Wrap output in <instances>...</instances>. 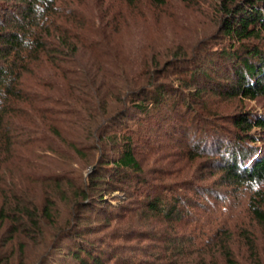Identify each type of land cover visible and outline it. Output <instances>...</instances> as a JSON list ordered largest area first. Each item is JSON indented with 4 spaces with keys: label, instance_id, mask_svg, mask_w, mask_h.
<instances>
[{
    "label": "trees",
    "instance_id": "16d2710c",
    "mask_svg": "<svg viewBox=\"0 0 264 264\" xmlns=\"http://www.w3.org/2000/svg\"><path fill=\"white\" fill-rule=\"evenodd\" d=\"M186 4L213 29L148 37ZM224 100L264 101V0H0V225L46 233L38 264H264V111ZM158 139L197 172L148 170Z\"/></svg>",
    "mask_w": 264,
    "mask_h": 264
},
{
    "label": "rangeland",
    "instance_id": "374dc122",
    "mask_svg": "<svg viewBox=\"0 0 264 264\" xmlns=\"http://www.w3.org/2000/svg\"><path fill=\"white\" fill-rule=\"evenodd\" d=\"M205 7L206 5H204V7L202 8H205ZM205 9H206L205 11L208 12L207 15H205L204 13H200V11L199 13H197V8H194L188 4H186L185 7L183 5V10L179 12L178 21L176 18L168 19L166 15H165L166 17L165 16L162 17L163 20H161V24H160L161 28L159 29L160 33L154 34V30H152V28L149 29L145 27L146 30L149 31L148 37L155 39V41H158L159 43H165V38H167L168 36H172L179 43L178 45H176L177 47L182 46V44L185 42L192 41L193 39H195V36L203 37L202 34L206 30L213 29V22H214L213 19L215 16L212 10L210 9L208 10V7ZM169 25L172 27V29L174 27V31L170 33L168 32V29L170 28ZM165 26H169V27H165ZM197 32L200 34L198 35ZM210 32L212 31L206 32V34L209 35ZM213 102H217V101H213ZM214 107L217 109L219 107L223 113H227V114L233 113L239 110L241 107L249 109V110H254V111H264V101L263 100H256V101L246 100V101H243L242 103H239L236 100H224L223 102L219 103V105L215 104ZM163 143H164V140L158 139V142H157L158 146L159 144H162L160 145L162 146V148L159 151H157V154H162L160 163H158L155 160V157H148L146 161V164H147L146 168L148 170L152 166H153L152 168L154 169L156 165L161 168H166V170L168 171H170L171 169H174L176 172H178L174 178H181L182 175H187L188 172H189L188 173L189 175L193 171L197 172V167H199L198 164L194 162L189 166L187 165L188 164L187 159L189 158L188 157L189 155L185 153L182 147H180L179 145H175L173 141H165V143L164 144ZM32 151H33L32 149L24 150L23 152L24 158L21 163L12 162L11 167H10L9 176L10 178L15 177L17 180H19L23 184H26L27 187L30 188L32 193H35L34 191L36 189L38 192L39 185L36 183H33L32 179H30V176L26 172V168L32 169L33 168L32 162H35V161L38 162V164H45L47 159H42L40 157L35 156V153H33ZM147 155H148L147 153L145 154L143 152V156L146 157ZM162 160H164L163 163H162ZM62 163L64 164L63 171L65 172L64 173L65 175L72 176L74 175L75 171H79V170L84 171L83 170L84 168L79 163L74 162L71 164L70 163L65 164V162L63 161ZM49 167L50 166H46L45 168H49ZM93 169H94V165H90V164L87 165L84 171L85 176L90 175ZM39 170H41L39 172L40 174H45V175L52 174L50 172L52 171L51 169L50 170L39 169ZM216 176H218V173H215L212 178L216 179ZM119 193L120 191L115 192L114 196H118ZM30 195L31 197H35L37 201L40 203L43 194H26V197L28 198V200H29ZM49 195L55 196L56 194H49ZM72 195L74 194H66L67 200L71 199ZM3 199L4 197L0 196V208L2 206ZM22 199L23 201H25L26 198H22ZM28 204H30V202ZM10 208L11 206H6L7 213L13 212L10 210ZM64 208L66 210L69 209L67 207H64ZM84 214L86 213L84 212L83 215ZM86 216L88 217H86L87 219L83 221L84 224H88V225L91 224V225L96 226L104 222L103 220L96 221L98 218L96 215L91 216L89 214H86ZM138 219H139V223L142 222L143 215L141 216V218L139 216ZM10 221L12 220L9 218L7 221H5V223H2V225H0V264H38V261L40 260V254L45 251L44 247L46 246L45 244L46 243L45 238L47 236L46 233L44 235H39L38 232H33L35 233V235L31 237H28V236L25 237L19 234H14L13 230L11 229ZM117 222L118 220H115L112 226H115ZM47 225L49 227L48 223ZM96 228L101 230L103 227H96ZM109 231L110 230L105 229V231H103L100 235H102L104 232H109ZM10 238H14V239L10 240Z\"/></svg>",
    "mask_w": 264,
    "mask_h": 264
}]
</instances>
